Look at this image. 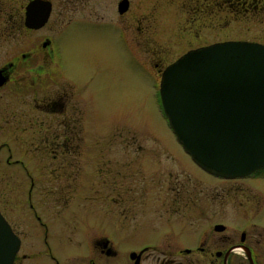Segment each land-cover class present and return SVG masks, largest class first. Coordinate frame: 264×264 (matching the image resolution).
Returning a JSON list of instances; mask_svg holds the SVG:
<instances>
[{
	"label": "flooded vegetation",
	"instance_id": "af4514ba",
	"mask_svg": "<svg viewBox=\"0 0 264 264\" xmlns=\"http://www.w3.org/2000/svg\"><path fill=\"white\" fill-rule=\"evenodd\" d=\"M32 1L0 0V130L4 126V130H11L2 133L0 174L14 170L27 182V187L17 185L16 193H20L15 195L17 200L0 202V214L19 241L13 264H264V194L248 184L264 179V169L238 180H227L205 173L187 155L190 163L213 184L226 186L206 191L212 195L210 200H195L189 181L180 180L178 176L173 179L168 173L167 177L172 180L170 185L154 187L158 190L153 219H116L113 208L108 218H94L96 212L93 211L102 205L98 202L49 201L50 177L64 181V186L57 187V192H63L67 179L80 180L87 175L85 162L96 167L94 162L103 160L92 162L82 154V145L86 143L78 136L81 98L74 86L62 80L61 91L52 89L59 80L52 79L37 62L36 66H26L29 61H37L33 60L37 51L46 52L50 62L55 63L53 39L47 38L34 48L29 36L47 27L52 10L44 26L27 29L25 12ZM40 1L52 5L51 0ZM259 1L220 0L218 5L239 16L263 10ZM129 3L128 0V9ZM23 35L26 52L18 54L12 45ZM161 73L153 74L157 100ZM20 85L23 90H30L28 101L19 99ZM9 124L14 130L7 127ZM28 134L31 136H23ZM5 151L6 156L2 158ZM108 161L110 163V160L103 161L101 169L95 173L104 176ZM166 161L173 163L175 158ZM141 172L138 176L143 179L133 173L122 181L127 184L132 178L133 185L116 186L111 178L107 180L111 185L106 188L115 193H127L133 204L143 199H138V194L153 191L152 186H136V181L146 183V172ZM149 173L152 177L158 174ZM92 177L95 178V174ZM243 186L246 192L251 191H248L250 197L245 196ZM80 188L82 186H75L74 191L82 192L84 189ZM73 205L84 207L81 210L85 212H79L80 222L68 230L67 215L69 206ZM94 219L101 221V229Z\"/></svg>",
	"mask_w": 264,
	"mask_h": 264
},
{
	"label": "rangeland",
	"instance_id": "374dc122",
	"mask_svg": "<svg viewBox=\"0 0 264 264\" xmlns=\"http://www.w3.org/2000/svg\"><path fill=\"white\" fill-rule=\"evenodd\" d=\"M129 1L128 11L118 15L120 0H51L53 9L47 27L29 35L34 48L47 38L53 39L55 63H51L46 52L37 51L33 57L37 61L26 63L27 68L37 64L52 75V79L59 80L52 89L61 91L62 80H66L81 98L78 136L86 143L82 145V154L90 161L100 159L105 163L110 160L109 168L104 167V176L95 173L101 169L103 161H92L96 167L85 162L87 175L80 180L67 179V188L63 187L65 192H57L64 181L50 177L49 201L98 202L102 204L99 209L88 210L96 212L94 218H108L113 208L116 219H153L156 217L155 192L160 185H170L172 180L167 177L168 173L173 179L178 176L180 180H188L193 186L195 200H210L212 195L206 191L226 186L213 184L200 173L177 144L154 94L157 82L153 74L162 72L185 52L213 43L245 41L264 45V0L259 1L263 10L239 16L221 9L220 0ZM23 36L12 45L18 54L26 52V37ZM23 89H19V99L28 101L30 90ZM4 127L0 130V144L2 133L11 131ZM7 127L13 129L11 124ZM4 154L2 158L6 151ZM171 157L175 158L173 163L166 161ZM141 171L146 172V183L136 181V186H152L153 191L149 189V192L138 194V199H143L133 204L127 193H115L106 188L111 185L107 182L111 178L116 186L133 185L132 178L127 184L122 181L133 173L143 179L138 176ZM154 171L158 174L152 177L149 172ZM248 184L264 194V179ZM17 185L27 187V182L14 170L3 171L0 202L17 200L15 195L20 194L16 193ZM75 186H82L80 189L84 190L75 192ZM242 189L246 192L244 186ZM248 191L246 197H250ZM69 207L68 230L80 222L79 212H85L81 210L84 207ZM97 220L93 222L101 229V221Z\"/></svg>",
	"mask_w": 264,
	"mask_h": 264
},
{
	"label": "water",
	"instance_id": "95a60500",
	"mask_svg": "<svg viewBox=\"0 0 264 264\" xmlns=\"http://www.w3.org/2000/svg\"><path fill=\"white\" fill-rule=\"evenodd\" d=\"M50 2L34 0L27 29L44 26ZM128 0L117 5L118 15ZM159 100L172 134L205 173L238 179L264 168V45L226 41L186 52L160 78ZM19 241L0 214V264H13Z\"/></svg>",
	"mask_w": 264,
	"mask_h": 264
}]
</instances>
